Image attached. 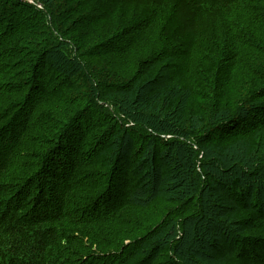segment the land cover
Returning <instances> with one entry per match:
<instances>
[{"label":"trees","instance_id":"trees-1","mask_svg":"<svg viewBox=\"0 0 264 264\" xmlns=\"http://www.w3.org/2000/svg\"><path fill=\"white\" fill-rule=\"evenodd\" d=\"M259 130L264 0H0V264H264Z\"/></svg>","mask_w":264,"mask_h":264},{"label":"rangeland","instance_id":"rangeland-1","mask_svg":"<svg viewBox=\"0 0 264 264\" xmlns=\"http://www.w3.org/2000/svg\"><path fill=\"white\" fill-rule=\"evenodd\" d=\"M67 25L68 24L65 23V27H67ZM41 30L42 29L38 28L35 31L36 32H40ZM148 53H149V49L147 50L145 47L141 46V48L133 54L132 59L130 61L131 64L128 63L126 65H123L122 58H120L118 56H111L109 59L103 61L102 63H98V62L97 63L100 66H102V67L104 66L102 72H107L109 69L112 70L110 73H112L114 70L119 71L117 73V76L116 75H111V76L112 77H118L116 82H118L120 84L126 83V80H128L131 76H133V71L137 69V71H139L138 79L141 82L143 77H147V76H145V73L152 67H154L156 72H160L161 73L160 64L151 65L150 63H143V61H141V59L145 58L148 55ZM106 80H109V79H106ZM245 81H246L245 78H242V79L238 80L236 88L240 89L241 85L243 83H245ZM168 83L171 84V81H169ZM137 86L138 87L144 86V84L139 83ZM183 96H184V94H183ZM191 99H195V97H187V96H185L184 100L180 101V103H177L178 105H175V104H170L169 105V104H167V106H166V108L164 109L163 112H160V109H159L157 103L155 104V103H153L151 101L149 103H147V104L153 103L152 105L145 106V103H143L141 105V107L145 108V110L148 111V112H155V113H158V114L160 113V114H163V115L166 114V112H168V115H166V117L170 118L171 120H174V117H175L176 113L178 112V110L182 106H186V107L190 106L187 103ZM173 109H175V110L173 111ZM184 112H186V111L185 110L184 111H179V113H181V114H183ZM175 119L178 122H183V123L187 120V118L184 115H181L180 117H175ZM258 133H260L261 136L264 137V130H259ZM226 145H227L226 143H221L222 150L225 147H227ZM238 145H240L242 147V144L240 142H238ZM251 145H253V142L251 143ZM227 156L229 158H234L233 155H227ZM143 162H146L147 165L150 168L153 167V164L149 161V159L147 157L143 158ZM150 178L151 177L149 176L148 177V181L150 180ZM152 178H155L154 174L152 175ZM133 189H134V187H131V191H133ZM167 197L168 196H166L165 199H161L160 201H157L155 203V205H151V206H149V207H147L145 209H142V210L141 209L136 210L135 214H140L142 217L145 216V215L149 216L151 219L146 220L145 222H149L150 221L151 222L150 227L153 226L156 221H160V218L162 217L163 212H164L163 211L164 208L171 207L174 204V201L171 198H167ZM154 211H155V213H154ZM155 227H156V225H155Z\"/></svg>","mask_w":264,"mask_h":264}]
</instances>
